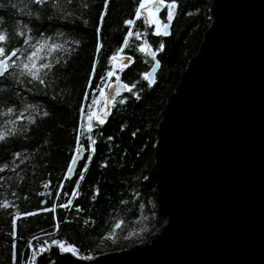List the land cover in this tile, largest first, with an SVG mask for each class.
<instances>
[{
	"label": "trees",
	"instance_id": "trees-1",
	"mask_svg": "<svg viewBox=\"0 0 264 264\" xmlns=\"http://www.w3.org/2000/svg\"><path fill=\"white\" fill-rule=\"evenodd\" d=\"M176 3L169 35H152V29L142 21L134 25V31L147 35L140 40L130 38L132 47L125 46L124 54L132 56L134 62L119 75L124 83H135L133 91L139 99L129 92L117 97L105 123L94 125L89 134L79 127L80 106L84 104L86 113L92 96L99 98L98 90L89 89L88 99H83L96 55V28L99 24L102 48L96 55L93 89L97 85L106 88L100 76L108 70V57L127 32L123 21L133 17L136 0H109L102 23L99 14L104 10L103 0H46L41 5L32 0H0V33L6 37L0 47L5 54L18 50L19 59L15 57L11 63H27V54L39 42L42 47L36 64L50 65L37 73L44 79L43 85L32 80L27 69L15 66L0 78V202H9L8 208H0V264H12V213L51 208L54 201L59 204L71 199L72 203L67 208L57 207L55 220L51 211L17 220L16 264H27L35 252V247L29 250V241L34 246H52V239L63 240L77 249V256L91 259L106 252L103 248L107 241L111 243L108 251L126 249L146 241L162 225L154 214L153 193L143 181L154 165L160 112L210 24L211 0ZM144 40L153 51L164 44L163 50L156 52L161 67L153 85L141 76L152 69L153 63L136 47ZM121 98L124 104L119 103ZM78 127L80 144L87 145L91 135L96 141L95 152L91 159L86 152L74 177L65 179ZM109 136L112 140L107 139ZM85 163L87 169L80 179ZM73 188L78 192L75 197ZM117 223L120 227L115 228ZM33 236L39 240H33Z\"/></svg>",
	"mask_w": 264,
	"mask_h": 264
},
{
	"label": "water",
	"instance_id": "water-1",
	"mask_svg": "<svg viewBox=\"0 0 264 264\" xmlns=\"http://www.w3.org/2000/svg\"><path fill=\"white\" fill-rule=\"evenodd\" d=\"M208 19L160 112L143 181L162 225L91 259L52 245L35 264H264V0H211Z\"/></svg>",
	"mask_w": 264,
	"mask_h": 264
},
{
	"label": "snow or ice",
	"instance_id": "snow-or-ice-1",
	"mask_svg": "<svg viewBox=\"0 0 264 264\" xmlns=\"http://www.w3.org/2000/svg\"><path fill=\"white\" fill-rule=\"evenodd\" d=\"M33 3L37 5H41L46 3V0H32ZM109 0H103V8L99 14V20L100 23L103 22L105 11L108 8ZM177 8L176 0H136V7L134 9V15L132 18L125 19L123 21L124 26L127 28V32L122 38L121 44L117 47L116 51L113 52L111 56L108 57L109 66L108 70L105 71V73L100 76V80L105 82V87L109 90V92L106 94L105 88H101L99 85L96 86V89L92 88V77L96 73V64L97 59L96 55L99 54L102 44L100 41V26L98 24L96 28V34H97V40L95 45V53L92 65H91V71L89 72V78L88 82L85 85V93H84V100L88 99L89 96V89H91L93 92L96 90L99 91V98L95 95L92 96L91 103L88 105V111L85 113L84 104L81 103L80 106V121L81 125L79 127H83L87 133H92L94 125H103L105 123V117L108 115V109L112 106L113 103V96H119L121 91H127L132 96H136V93L133 91L135 88V83L128 84L124 83L121 80V76L119 73L123 72L125 68H127L130 64H132L133 57L130 55L124 54V48L125 46L132 47L130 44V38L135 37L136 40H140L142 36H146V32H141L139 30L134 31V25L137 21H142L143 25L146 28H151L152 32L151 34L154 36H167L169 35V27L171 25V22L174 19L175 10ZM162 10H166V13L164 15L163 20L160 17V13ZM6 39L5 35L3 33H0V42L4 41ZM24 43H28V39L24 40ZM37 47L35 50L27 54V63L21 62L19 65H14L13 63H10L12 61L13 57H16L17 49H13L11 52H8L5 54V49L3 47H0V55L3 56L2 59H0V76L4 75L11 66H15L17 68H23L27 69V75L31 77L32 80H38L41 85L45 84L44 79L40 78L37 73L42 68H50V65L46 63H40L39 65L36 64V57L37 53L41 50V47L39 45V42H37ZM55 47V46H52ZM138 48V51L146 56H150L153 60V63L151 65L152 70H155L157 67H159V62L156 60V52L162 51L164 48V44L160 43L159 46L156 48V51H153L152 45L149 44L147 40H144L143 43L136 46ZM19 59V57H16ZM43 59V58H42ZM142 78L149 82V85L152 81V71H147L141 74ZM112 80L113 83H109L108 81ZM137 99H139L138 96H136ZM120 104L125 103V99L121 98L119 100ZM79 127L77 130V137H76V148L74 150V154L71 157L70 162L67 164V170L64 174L65 179H69V173H72L74 166L77 164V155L81 151L89 153L88 159H91V154L95 152V143L96 141L92 138L91 135H88V143L87 145L80 144V131ZM108 140H112V137H107ZM106 166V165H102ZM87 164L85 163L84 168L81 169L80 173V179H83V172L86 171ZM77 186L79 185V180L76 181ZM47 187V184L44 185ZM63 187V180L60 182V187L56 190V196L59 197L60 195V189ZM39 195H44V193H38ZM13 195H16V193H13ZM78 195V192L76 191V188H73L72 190V196L75 197ZM95 195V193L93 194ZM44 201H41V205H43ZM71 199L67 200L66 203H56L55 201L52 203L51 208H44L41 207L34 211H24V212H18L14 211L11 215V239H12V264H16L17 260V251H16V237H17V220L21 217L27 218L30 216H36L41 211L48 212L51 211L53 213V220H55V209L57 207L59 208H67L71 206ZM9 202L8 201H2L0 202V208H8ZM13 208H15V205H12ZM81 209L79 207L76 208V211L79 212ZM120 227L119 223L115 225V228ZM55 230V229H54ZM50 235V234H49ZM33 240H39V237L33 236ZM51 245H55L59 248V250L63 252H69L71 255L76 256L77 255V249L72 246L71 243L66 244L63 240H57L52 239L50 241ZM29 250H32L35 247V252L29 257L30 261H35V256L39 252H42L46 250L47 245L43 244H37L33 245L31 241L28 242ZM90 258V257H89Z\"/></svg>",
	"mask_w": 264,
	"mask_h": 264
},
{
	"label": "rangeland",
	"instance_id": "rangeland-1",
	"mask_svg": "<svg viewBox=\"0 0 264 264\" xmlns=\"http://www.w3.org/2000/svg\"><path fill=\"white\" fill-rule=\"evenodd\" d=\"M165 10H162V12L159 14L160 15V17H161V19L163 20V18H162V13L164 12ZM109 83H112V82H109ZM105 92H106V94L109 92V90L107 89V88H105ZM153 204V203H152ZM44 245H47V247L48 246H50V245H48V244H44ZM104 251H108V250H110L111 249V243H110V241H107L106 242V244L104 245ZM114 251H118V250H114ZM41 253H43V252H40L39 254H41ZM39 254H37L36 255V258H37V256L39 255ZM33 262V261H32ZM31 263V261H27V264H30Z\"/></svg>",
	"mask_w": 264,
	"mask_h": 264
},
{
	"label": "bare ground",
	"instance_id": "bare-ground-1",
	"mask_svg": "<svg viewBox=\"0 0 264 264\" xmlns=\"http://www.w3.org/2000/svg\"><path fill=\"white\" fill-rule=\"evenodd\" d=\"M47 249H48V248H47ZM44 251H45V250H44ZM41 254H42V253H41ZM39 255H40V254H39ZM39 255H38V256H39ZM38 256H37V258H38ZM37 258H36V256H35V261H36Z\"/></svg>",
	"mask_w": 264,
	"mask_h": 264
},
{
	"label": "built area",
	"instance_id": "built-area-1",
	"mask_svg": "<svg viewBox=\"0 0 264 264\" xmlns=\"http://www.w3.org/2000/svg\"><path fill=\"white\" fill-rule=\"evenodd\" d=\"M30 261V260H29ZM30 264H33V262L31 261V263ZM34 264H35V261H34Z\"/></svg>",
	"mask_w": 264,
	"mask_h": 264
}]
</instances>
